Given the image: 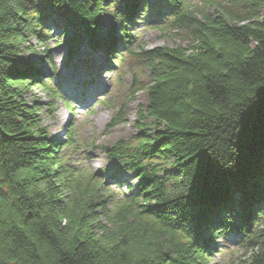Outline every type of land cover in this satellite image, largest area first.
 <instances>
[{"label": "trees", "instance_id": "16d2710c", "mask_svg": "<svg viewBox=\"0 0 264 264\" xmlns=\"http://www.w3.org/2000/svg\"><path fill=\"white\" fill-rule=\"evenodd\" d=\"M113 1V25L103 27ZM138 1L0 0V264H209L228 232L245 237L248 264H264V0H235L242 10L200 18L186 0H157L170 13L152 17L171 15L194 39L152 48L131 45L124 29ZM50 12L74 30L62 32L68 62L82 38L115 54L121 20L118 64L132 59L148 70L140 137L102 147L107 179L69 162L74 130L64 142L50 138L43 106L27 102L32 86L55 93L23 50L30 37L42 41ZM125 172L137 179L133 192L120 190Z\"/></svg>", "mask_w": 264, "mask_h": 264}, {"label": "rangeland", "instance_id": "374dc122", "mask_svg": "<svg viewBox=\"0 0 264 264\" xmlns=\"http://www.w3.org/2000/svg\"><path fill=\"white\" fill-rule=\"evenodd\" d=\"M32 1L27 0V4L30 6ZM37 1L41 3L43 0ZM186 1L191 4L192 13L197 18L203 13L213 15L220 10L224 13H236L243 9L239 4L234 5L235 0H214L220 5L218 8L204 5L212 0ZM113 2L100 16L103 27L113 25L112 15L118 4ZM138 2L139 9L133 23L124 27L131 36V45L139 41L145 48L191 45L194 39L192 31L174 26L171 15L152 17L157 11L170 13L168 7L160 6L157 0ZM259 14L264 18V7L259 9ZM42 21L43 26L38 30L42 41L38 42L30 37L29 45L24 44L29 49L23 50L28 60L38 69L40 79L54 89L56 96L45 87L32 86L27 92V102H36L43 106L40 111V125L50 138L64 142L70 128L74 130L77 144L72 151L66 152L69 162L100 173L107 179L113 170L103 173L110 163L105 158L102 147L121 140L134 144L140 137L139 124L135 122L141 121L137 117L139 106L147 105V95L143 87L149 81L148 70L142 63L132 59H127L123 65L118 64L117 56L123 49L120 39L123 27L121 20L113 28L117 42L112 50L115 54L101 49L91 50L87 47L86 39L82 38L78 48L79 55L72 63L67 61L68 50L63 42L62 32L66 30L72 35L74 30L56 12H50ZM121 106L123 108L119 118L121 115L123 117L112 126H107ZM152 163L156 167L170 168L162 160ZM121 181V191L127 193L136 189L137 179L133 173L125 172L121 175ZM104 185L109 186L106 183ZM108 188L116 190L115 185ZM216 244L217 251L211 255L209 264H248L250 250L245 237L228 232L218 236Z\"/></svg>", "mask_w": 264, "mask_h": 264}]
</instances>
